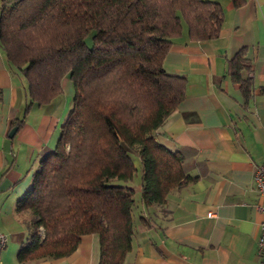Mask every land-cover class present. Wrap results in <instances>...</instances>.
<instances>
[{"label": "trees", "instance_id": "obj_1", "mask_svg": "<svg viewBox=\"0 0 264 264\" xmlns=\"http://www.w3.org/2000/svg\"><path fill=\"white\" fill-rule=\"evenodd\" d=\"M223 19L220 0H0V48L26 81L25 111L59 94L64 76L73 88L56 144L15 204L27 229L20 261L67 255L82 234L96 233L97 264H124L138 227L166 219L168 193L194 176L181 153L155 137L187 82L164 68V55L184 25L198 41L217 36ZM245 54L242 46L227 70L247 100L253 78ZM134 155L140 198L127 182Z\"/></svg>", "mask_w": 264, "mask_h": 264}, {"label": "crops", "instance_id": "obj_2", "mask_svg": "<svg viewBox=\"0 0 264 264\" xmlns=\"http://www.w3.org/2000/svg\"><path fill=\"white\" fill-rule=\"evenodd\" d=\"M220 2L224 19L218 35L192 41L184 25L163 59L168 72L187 82L183 99L155 137L181 153L194 179L168 193L166 219L138 227L124 264H262L258 239L264 211L256 207L253 174L264 164V0L237 7ZM242 46L252 67L253 93L247 100L227 70L228 58ZM72 95L71 80L64 76L59 94L25 111L26 81L0 48V229L6 236L0 264H97L96 233L82 234L76 248L61 257H17L27 229L16 201L42 156L54 148ZM17 119H23L20 126L13 124ZM139 186L140 177L138 198Z\"/></svg>", "mask_w": 264, "mask_h": 264}, {"label": "built area", "instance_id": "obj_3", "mask_svg": "<svg viewBox=\"0 0 264 264\" xmlns=\"http://www.w3.org/2000/svg\"><path fill=\"white\" fill-rule=\"evenodd\" d=\"M254 188L259 194V201L256 207L264 211V164H259L254 169L253 174ZM6 244V236L0 229V254ZM258 250L261 256V262L264 264V219L261 221V231L258 239Z\"/></svg>", "mask_w": 264, "mask_h": 264}, {"label": "rangeland", "instance_id": "obj_4", "mask_svg": "<svg viewBox=\"0 0 264 264\" xmlns=\"http://www.w3.org/2000/svg\"><path fill=\"white\" fill-rule=\"evenodd\" d=\"M85 39H86L87 43L90 45L91 44L90 34H88ZM134 160H135V163L137 166V170H136L135 175L133 176V179L129 180L127 182L135 186L138 183V179L140 177V161H139V158L137 155H134Z\"/></svg>", "mask_w": 264, "mask_h": 264}, {"label": "water", "instance_id": "obj_5", "mask_svg": "<svg viewBox=\"0 0 264 264\" xmlns=\"http://www.w3.org/2000/svg\"><path fill=\"white\" fill-rule=\"evenodd\" d=\"M16 130V126L12 127L10 133H13Z\"/></svg>", "mask_w": 264, "mask_h": 264}]
</instances>
